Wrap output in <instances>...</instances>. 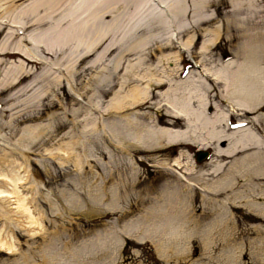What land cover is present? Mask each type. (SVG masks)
Returning <instances> with one entry per match:
<instances>
[{
    "label": "rangeland",
    "instance_id": "374dc122",
    "mask_svg": "<svg viewBox=\"0 0 264 264\" xmlns=\"http://www.w3.org/2000/svg\"><path fill=\"white\" fill-rule=\"evenodd\" d=\"M207 15L215 18L209 24L211 28L225 20L224 16L215 13L214 8ZM141 20H145V15ZM124 26L129 25L125 22ZM204 35L202 31L193 34V43L184 50L180 49L181 44H187L192 33L178 35L172 44L166 46L169 33L156 35L151 31L131 37L121 33L110 35L108 43L112 47L113 43L123 47L138 45L119 67V78L126 74V61L135 65L140 59L142 67L139 72L144 71L143 68L158 69L155 78H161L163 68L166 70L173 66V62L169 65L159 62L164 52L171 56L181 55L183 70L182 67L176 70L185 72L179 79L183 81L191 67L197 73L202 71L200 62L196 66L193 59L196 54L200 55L208 38ZM16 36L9 37L5 29L0 33V171H18L26 178L23 193L37 192L34 205L43 213V233L30 238L20 228H13L17 234L18 252L8 255L3 251L0 264H264V217L245 205L246 201L254 199L259 205L264 203V192L233 201L230 191L215 197L202 189L203 182H198L195 175L188 177L191 183L199 185H193L195 191L188 192L179 201L173 199L172 203L179 206L181 219L191 217V220L199 222V226L179 221L177 225L168 224L169 227L161 228L158 233L149 229L154 207L151 209L148 202L162 201L156 192L136 197L130 191L119 190V194L113 197L112 188L117 186L125 185L128 190V184H138L137 191L145 190L150 181L165 172L156 162L167 159L172 164L180 152L185 153V149H177L175 145H164L161 150L153 151L136 148L127 153L111 146L109 153L115 160L122 159L123 166L111 165L103 146V135L92 130V124L97 123L100 128L114 117L106 114V107L119 87L102 97L101 92H107L108 85H97L96 81L109 74L103 66L112 70L110 68L116 65V47L105 56L99 49L92 58L95 68L78 77L82 67L73 71L74 75H70L69 70L75 68L73 61L77 54L67 52L62 56L55 48L48 51L47 40L42 39L39 49L26 45L31 53L41 58V61H30L15 53L23 49ZM225 36L221 32L220 43L213 55H220ZM149 54L153 56L147 58ZM214 58L213 64H219L218 58ZM232 58L225 59L223 63ZM22 75L27 77L19 83L18 78ZM128 86L123 87L127 90ZM263 108L264 104L261 111ZM154 112L149 111L152 116ZM145 123H150V120H145ZM96 148L104 156L106 154V158H100L99 162L96 161L99 153ZM137 150H140L139 154ZM196 150L193 148L185 155L192 157ZM202 151L211 152L208 159L213 156L211 148ZM66 153L70 156L68 159ZM77 161L82 162V171L81 166H76ZM207 162L197 163L194 167L197 171L205 170ZM188 168L190 165L184 161L168 176L176 178L180 174L187 177ZM238 179L240 183L237 184L243 185L245 179ZM261 181L264 182V178ZM0 188L8 189L3 184ZM235 191L242 195L245 188L239 187ZM138 198L146 203L138 205L135 203ZM213 201L219 202H216L217 206L209 205ZM11 207L14 205L10 202L8 208ZM212 211L218 212L227 228L218 224L207 226Z\"/></svg>",
    "mask_w": 264,
    "mask_h": 264
},
{
    "label": "bare ground",
    "instance_id": "6f19581e",
    "mask_svg": "<svg viewBox=\"0 0 264 264\" xmlns=\"http://www.w3.org/2000/svg\"><path fill=\"white\" fill-rule=\"evenodd\" d=\"M0 3V33L5 29L9 37L18 35L15 38L23 49L15 53L27 60L41 61L40 56L31 53L26 45L36 50L42 47L41 41L45 39L48 51L55 48L62 56L67 52L77 54H74L75 68L69 70L71 75L82 67L80 77L95 68L92 58L99 49L100 54L105 56L117 48L116 65L110 68L112 70L103 66L109 74L96 81L97 85H108L107 92H101L102 97L119 87L106 107V114L114 117L100 128L97 123L92 124V130L103 135V146L112 166H123V163L122 159L115 160L109 153L111 146L124 153L136 148L161 150L164 145H175L177 149H185V153L198 149L192 157L180 152L172 164L167 159L156 162L167 173L161 172L146 185L145 190L137 191L138 184H128V190L125 185L112 188L113 197L119 194V190L130 191L136 197L143 193L158 194L162 201H147L151 209L154 207L149 229L158 233L161 228L179 221L199 226V222L191 220V217L181 219L179 206L176 202L172 203L173 199L179 201L192 191L193 185H199L188 179L194 175L198 182H203L202 189L210 191L215 197L230 191V199L234 201L264 192V182L261 181L264 178V112L261 111L264 104V0H0ZM211 8L225 18L213 28L209 24L215 18L207 15ZM143 15L145 20L142 22ZM125 22L128 27L124 26ZM148 31L156 35L169 33L164 46L172 44L178 35L192 33L187 44H181L182 50L193 43V34L202 31L208 38L200 55L196 54L193 59L196 66L200 62L202 71L197 73L191 67L186 78L180 81L185 73H182L181 55L171 56L163 52L159 62L167 65L173 62V66L166 70L163 68L161 78H155L158 69L143 68L144 73L140 74L142 59L135 65L126 61V74L119 78V67L138 45L123 47L113 43L112 47L108 43L110 35L121 33L131 37ZM157 31L160 33L157 34ZM221 32L226 39L220 55L215 56L212 52L218 48ZM152 56L149 54L147 58ZM231 56L233 60L223 63ZM214 57L218 58L219 64H213ZM178 67H182L181 72L176 70ZM26 77L20 76L18 82H23ZM124 85H129L127 90ZM156 98L161 101H153ZM111 110L114 112L111 113ZM150 110H155L153 116ZM148 119L150 123H145ZM233 121L245 126L233 128ZM209 148L213 156L204 165L207 168L197 171L194 167L198 163L196 155ZM98 152L96 161L99 162L100 158H106V154ZM136 152L139 154L140 150ZM69 157L66 153V158ZM184 161L190 165L187 177L179 174V177L170 178L168 173L175 167L179 168ZM80 163L77 161L76 166L80 167ZM23 177L18 171H0V184L8 188H0V248L8 255L18 252L17 234L13 228H20L30 238L43 233V213L34 205L37 192L23 193V181L26 179ZM238 178L245 179L243 185L237 184L240 183ZM239 187L245 188L242 195L235 191ZM10 202L14 207L8 208ZM216 202L209 205L215 207ZM135 203L143 205L146 202L138 198ZM245 205L264 217V203L259 205L254 199L246 201ZM209 217L211 219L206 222L208 227L218 224L227 228L218 212L212 211Z\"/></svg>",
    "mask_w": 264,
    "mask_h": 264
},
{
    "label": "snow or ice",
    "instance_id": "6c2138e0",
    "mask_svg": "<svg viewBox=\"0 0 264 264\" xmlns=\"http://www.w3.org/2000/svg\"><path fill=\"white\" fill-rule=\"evenodd\" d=\"M244 126L245 125H242V124H236L234 121L231 124V127H233V128H240V127H244ZM245 248L247 249V241H245ZM2 254H3V249L0 248V255H2ZM138 255H140V254H138Z\"/></svg>",
    "mask_w": 264,
    "mask_h": 264
},
{
    "label": "water",
    "instance_id": "95a60500",
    "mask_svg": "<svg viewBox=\"0 0 264 264\" xmlns=\"http://www.w3.org/2000/svg\"><path fill=\"white\" fill-rule=\"evenodd\" d=\"M206 155H207L206 153L200 152V153L197 154L196 160L198 162H200V161H202L206 157Z\"/></svg>",
    "mask_w": 264,
    "mask_h": 264
}]
</instances>
